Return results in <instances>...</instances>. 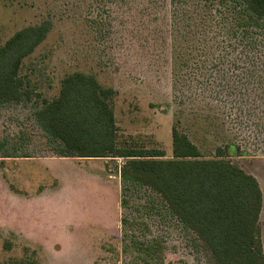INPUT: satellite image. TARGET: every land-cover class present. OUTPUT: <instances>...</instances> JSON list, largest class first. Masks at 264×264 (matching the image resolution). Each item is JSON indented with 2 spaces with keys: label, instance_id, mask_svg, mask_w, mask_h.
I'll return each instance as SVG.
<instances>
[{
  "label": "rangeland",
  "instance_id": "rangeland-1",
  "mask_svg": "<svg viewBox=\"0 0 264 264\" xmlns=\"http://www.w3.org/2000/svg\"><path fill=\"white\" fill-rule=\"evenodd\" d=\"M233 3L0 0V46L50 26L20 70L30 96L0 106V264H138V240L167 264H215L159 195H122L125 159L59 157L37 114L68 75L95 77L114 90L120 146L170 158L174 127L208 158L235 144L247 155L232 160L263 191L264 160L250 159H264V34L243 52ZM259 224L264 248V207Z\"/></svg>",
  "mask_w": 264,
  "mask_h": 264
},
{
  "label": "trees",
  "instance_id": "trees-1",
  "mask_svg": "<svg viewBox=\"0 0 264 264\" xmlns=\"http://www.w3.org/2000/svg\"><path fill=\"white\" fill-rule=\"evenodd\" d=\"M230 1L247 5L246 10L233 3L231 16L238 30V43L233 45L242 46L243 52L257 49V38L264 34V0ZM49 31L46 23L29 26L0 46V106L21 103L30 96L20 70ZM233 45L229 50L236 48ZM113 93L95 77L83 73L70 74L63 80L59 96L46 101L37 114L47 135L60 144L59 157L125 159L119 168L122 195L145 189L144 195L149 191L151 202L154 195H159L171 214L198 236L215 264H264L259 224L263 192L256 177L232 160L247 152L230 144L217 148L214 157H205L177 127L172 129L170 158L160 149L120 146L110 103ZM5 148L0 142V153ZM121 204L128 201L124 198ZM135 243L141 253L138 264H167L154 249L155 242Z\"/></svg>",
  "mask_w": 264,
  "mask_h": 264
},
{
  "label": "crops",
  "instance_id": "crops-1",
  "mask_svg": "<svg viewBox=\"0 0 264 264\" xmlns=\"http://www.w3.org/2000/svg\"><path fill=\"white\" fill-rule=\"evenodd\" d=\"M264 159H261V158H258V157H255V158H253V159H250V161H263ZM259 178V183L261 182L262 183V181H261V179H260V177H258ZM261 183H260V187L262 188V186H261ZM262 192H264V185H263V191ZM264 194V193H263ZM264 196V195H263ZM263 207H264V204H263ZM262 207V208H263ZM262 211V210H261Z\"/></svg>",
  "mask_w": 264,
  "mask_h": 264
}]
</instances>
